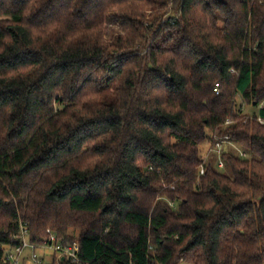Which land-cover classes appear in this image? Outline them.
<instances>
[{
    "label": "trees",
    "instance_id": "16d2710c",
    "mask_svg": "<svg viewBox=\"0 0 264 264\" xmlns=\"http://www.w3.org/2000/svg\"><path fill=\"white\" fill-rule=\"evenodd\" d=\"M22 225L60 264H264V0H0V264Z\"/></svg>",
    "mask_w": 264,
    "mask_h": 264
},
{
    "label": "built area",
    "instance_id": "2783aa9c",
    "mask_svg": "<svg viewBox=\"0 0 264 264\" xmlns=\"http://www.w3.org/2000/svg\"><path fill=\"white\" fill-rule=\"evenodd\" d=\"M227 122H230V120ZM229 139V136H225L221 140L216 141L213 150L220 154L224 144L229 142ZM241 154L245 155L244 152ZM218 165L222 168L224 165L223 161L220 160ZM18 237L21 242L9 249L5 255L7 264H48L51 258H55V264H60V260L64 258L80 261L79 242L65 243L57 237L56 233L50 230L49 236L42 242H31L28 228L26 225H22Z\"/></svg>",
    "mask_w": 264,
    "mask_h": 264
},
{
    "label": "rangeland",
    "instance_id": "374dc122",
    "mask_svg": "<svg viewBox=\"0 0 264 264\" xmlns=\"http://www.w3.org/2000/svg\"><path fill=\"white\" fill-rule=\"evenodd\" d=\"M120 29H121L120 25L116 21L109 20L108 21V28H107L108 36L106 37L107 41L108 42L112 41L114 36L116 34L120 33ZM238 106H241L243 108V113L248 114V115H253V114L257 113L258 109H259L258 107H255L252 104L245 103L241 96L238 97ZM209 147L210 146H209L208 142L203 144V151L210 155L211 153L213 154L214 151L212 148H209ZM226 147L235 148V144L232 143V144L226 145ZM179 264H192V263L182 261Z\"/></svg>",
    "mask_w": 264,
    "mask_h": 264
}]
</instances>
